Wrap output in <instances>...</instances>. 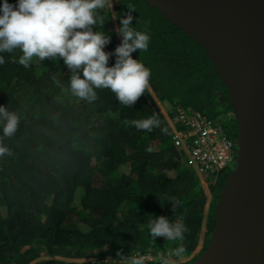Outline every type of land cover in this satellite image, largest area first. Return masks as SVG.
Masks as SVG:
<instances>
[{
  "label": "trees",
  "instance_id": "16d2710c",
  "mask_svg": "<svg viewBox=\"0 0 264 264\" xmlns=\"http://www.w3.org/2000/svg\"><path fill=\"white\" fill-rule=\"evenodd\" d=\"M114 1L99 12L104 24L94 26L112 36L106 51L121 43L116 29L129 4L132 26L151 37L146 52L132 53L151 69L135 105L123 106L107 89H97L91 102L76 96L62 59L25 68L13 61L19 50L3 54L0 105L20 123L14 136L0 134L9 149L0 155V264H122L121 257L141 254L159 264L161 254L180 245L186 252L177 264H192L211 242L229 171L201 181L172 140L167 110L192 108L237 140L228 88L205 49L157 8L146 0ZM153 114L160 126L151 131L125 123ZM173 198L181 202L175 211ZM153 215L189 231L183 240H153L147 226Z\"/></svg>",
  "mask_w": 264,
  "mask_h": 264
},
{
  "label": "water",
  "instance_id": "95a60500",
  "mask_svg": "<svg viewBox=\"0 0 264 264\" xmlns=\"http://www.w3.org/2000/svg\"><path fill=\"white\" fill-rule=\"evenodd\" d=\"M207 52L238 123L236 167L192 264H264V0H146Z\"/></svg>",
  "mask_w": 264,
  "mask_h": 264
},
{
  "label": "clouds",
  "instance_id": "9594fccd",
  "mask_svg": "<svg viewBox=\"0 0 264 264\" xmlns=\"http://www.w3.org/2000/svg\"><path fill=\"white\" fill-rule=\"evenodd\" d=\"M112 0H2L0 3V65L5 63L3 54L21 53L13 56V61L30 67L35 60L62 59L70 69V89L76 96L93 101L97 98V89L111 91L125 107L135 105L148 89L151 69L132 53L146 52L151 37L132 26L134 6L129 4V13L120 19L116 29L121 43L114 51H106L111 43L110 33L94 30L102 26L99 15L111 5ZM115 56L114 65H109ZM20 117L0 105V134L12 137L18 130ZM125 123L142 131H151L160 126L155 114L147 118L126 120ZM166 132L167 129H162ZM151 152L149 147L146 149ZM9 153V149L0 143V155ZM173 210L180 206V200L170 199ZM161 206L165 203L161 200ZM154 216L147 222L148 235L155 240L158 237L168 241L183 240L188 227L166 216ZM186 249L180 245L172 249L169 255L161 254L159 264H177L185 255ZM119 256L120 253L118 252ZM122 264H145L144 255H133Z\"/></svg>",
  "mask_w": 264,
  "mask_h": 264
},
{
  "label": "built area",
  "instance_id": "2783aa9c",
  "mask_svg": "<svg viewBox=\"0 0 264 264\" xmlns=\"http://www.w3.org/2000/svg\"><path fill=\"white\" fill-rule=\"evenodd\" d=\"M167 111L173 127L172 140L184 152L186 166L201 181L235 168L238 143L225 133L223 125L192 108L176 106ZM144 257L145 264L157 259L152 254Z\"/></svg>",
  "mask_w": 264,
  "mask_h": 264
},
{
  "label": "rangeland",
  "instance_id": "374dc122",
  "mask_svg": "<svg viewBox=\"0 0 264 264\" xmlns=\"http://www.w3.org/2000/svg\"><path fill=\"white\" fill-rule=\"evenodd\" d=\"M115 4H116V2L114 1V0H112V3H111V5H110V8H114V6H115ZM169 105L167 104V105H163V107L166 109L167 107H168ZM236 167V166H235ZM232 172V171H231ZM231 172H229V175H230V173ZM191 258H189L188 260H190Z\"/></svg>",
  "mask_w": 264,
  "mask_h": 264
}]
</instances>
